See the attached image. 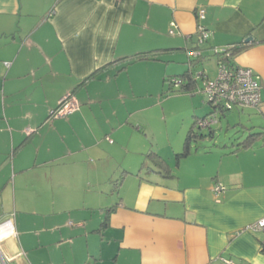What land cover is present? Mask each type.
Instances as JSON below:
<instances>
[{
  "label": "crops",
  "instance_id": "obj_1",
  "mask_svg": "<svg viewBox=\"0 0 264 264\" xmlns=\"http://www.w3.org/2000/svg\"><path fill=\"white\" fill-rule=\"evenodd\" d=\"M199 9L209 36L196 64ZM240 43L231 61L257 75L261 102L237 113L263 135L235 152L231 143L216 169L190 154L173 168L159 154L161 168L142 174L126 157L139 140L127 126L133 70L148 86L190 69L198 86L205 57ZM68 92L78 110L52 117ZM105 180L114 197L97 212L89 193L101 189L90 186ZM12 214L18 234L6 245L23 255L11 264L26 252L27 264H264L263 232L248 229L264 217V0H0V221Z\"/></svg>",
  "mask_w": 264,
  "mask_h": 264
},
{
  "label": "rangeland",
  "instance_id": "obj_2",
  "mask_svg": "<svg viewBox=\"0 0 264 264\" xmlns=\"http://www.w3.org/2000/svg\"><path fill=\"white\" fill-rule=\"evenodd\" d=\"M202 68L205 73H208L210 79H214L217 76L216 54L213 51L210 53V57H205L203 64L199 66L197 70L199 71ZM133 71L132 83L135 92L126 98V105L130 108L129 111H131V117L130 120H128L130 122H127V126L137 132L136 134L132 131V135L136 134L135 136H137L139 140L133 139L131 141L133 150L128 151L126 157L130 156L139 161L138 163H141L140 166L143 165L140 169L144 175L145 172L148 173L147 168L149 170L150 168L154 170L155 163H161V161L157 162L159 159L156 155L161 159L164 158L166 161L169 160V163L174 168L176 167V161L178 159L175 155L183 150L186 131L190 123L193 122V120L197 121L198 118H202L209 114L211 112L210 105L207 103L206 97L202 93L198 91L195 94L181 92L180 85L175 86L173 83H170L169 79H167L165 83L161 81L158 82V80L156 82L150 80L148 86H146L143 76L146 74L141 70ZM179 77L180 76H172L176 81H180ZM199 79L200 84L198 87H201L203 81L201 78ZM124 108L125 107H123V110ZM120 112H122V110ZM237 112V109H234L232 112H227L224 116L218 115V121L211 126L214 136H210L211 130L208 128L201 129L200 134H204V137H199L190 142L191 160L203 161V159H205L210 165L212 164L211 166H213V168L219 166V157L217 154L222 151L228 152L229 149H232L230 147L231 143L235 144L236 142L242 141L244 136L249 133L248 130H245L246 128L244 126H240L239 124L240 121L244 125L248 123V114L245 111L239 112L240 114ZM235 122L238 124L235 125ZM138 125L140 129L136 128ZM254 129L255 131H260L259 127H254ZM143 140H146L147 147L145 148V155L142 156L141 159L143 160L146 158V162H140L141 160L137 158L140 155L136 152L140 149L142 144L145 145V143H139ZM126 141H129V139ZM224 144L228 147L224 148ZM176 148L178 149L177 151L175 150ZM159 154H163L161 155L163 158ZM120 155L124 156L125 154L121 153ZM120 155L116 154L117 157ZM184 168V165L181 166L179 172H184ZM93 183L95 184V182ZM114 183L115 182L105 180V183L101 182L93 187L90 186L91 190L101 189L100 192L93 191L89 193V195L92 194L89 199L94 205H97L95 211L102 212L103 208H98V206L104 207L105 204L108 205L109 201L111 202V200H113L114 195L112 192L115 191L113 187ZM56 216L59 217V214ZM69 247L70 242H63L62 250L65 249L66 251V261L72 263L75 254L69 250ZM38 252L42 254V256L46 254L44 248L38 249ZM26 255L27 258L25 257L21 262L22 264H27L28 261H30V256L27 252Z\"/></svg>",
  "mask_w": 264,
  "mask_h": 264
},
{
  "label": "built area",
  "instance_id": "obj_3",
  "mask_svg": "<svg viewBox=\"0 0 264 264\" xmlns=\"http://www.w3.org/2000/svg\"><path fill=\"white\" fill-rule=\"evenodd\" d=\"M204 13L202 9L197 11L196 23V43L205 42L209 36V32L202 23ZM175 22H170L169 34L175 33ZM227 47L218 51H227ZM190 56L197 57L200 55L199 50L193 49L189 51ZM196 78H201L203 84L196 87L195 92H200L206 97L207 103L210 105L211 112L196 121L200 129L213 126L218 121V115L223 111H231L233 109L255 108L260 102L261 85L257 75L252 69L244 66L231 65L226 60L217 61V76L209 79L204 71L197 72ZM170 83L175 86L181 85L180 81L174 78L169 79ZM78 110V103L71 92H68L58 100V104L52 113V117H65ZM221 183H216L213 187L216 194L223 190ZM14 214L0 221V264H11L13 259L23 255L22 251H16L14 254L9 252L6 245L7 240L17 238V230L13 221ZM250 230H260L264 235V217L257 222L248 226Z\"/></svg>",
  "mask_w": 264,
  "mask_h": 264
},
{
  "label": "trees",
  "instance_id": "obj_4",
  "mask_svg": "<svg viewBox=\"0 0 264 264\" xmlns=\"http://www.w3.org/2000/svg\"><path fill=\"white\" fill-rule=\"evenodd\" d=\"M196 47L195 49H198V46L200 44H195ZM247 46V45H246ZM245 46H243L241 43L240 44H232V45H229L226 50L227 51H218L216 52L215 54L217 55V61H220V60H226L228 63H230L231 65H234L231 61L232 57L237 53L239 52L240 50H242ZM152 52H146V53H139L135 56H133L132 58H127L124 60V65L126 64H129L133 61H136V60H141V59H148V58H152L153 55ZM200 57V56H199ZM197 57V61L194 59V60H191L192 62L195 63L196 61V64H198V62H200V58ZM116 62H119L116 61ZM191 62V64H192ZM122 66V67H125V66ZM121 68V67H120ZM122 69V68H121ZM192 70L188 69V72H186L184 75L180 76V82H181V85H180V91L181 92H184V93H194V88H196V80L194 79L193 77V74H192ZM95 75V72H93L92 74H90L89 77H93ZM171 77L169 78H166L167 79H170ZM84 84V81L80 82L78 84L81 85V84ZM196 86V87H195ZM72 93V92H71ZM227 112H230V111H223L220 115L221 116H224ZM206 116V115H205ZM236 125V124H235ZM246 128V130L249 131V133L244 136L243 140L242 141H239L236 145V148L233 149V152L237 151L238 149L240 148H247V147H250L252 146V143L258 139L260 136H262V132L261 131H252L251 132V128L250 127H247V126H244ZM206 129V128H205ZM210 131V136L213 135V129L212 127H209L208 128ZM201 132V129L197 126V123L196 121L194 120V122L192 123V126L189 128V130L187 131L186 133V138H185V141H184V146H183V150L182 151H179L178 153H176V157H185L187 156L188 154H190L191 152V141L194 140V139H197L199 137H204V134H200ZM214 136V135H213ZM156 157H158L159 160H157V162L161 161V163H155V166L158 168L160 167L163 163H165V161L163 159H161L159 156L156 155ZM156 162V161H155ZM161 168V167H160Z\"/></svg>",
  "mask_w": 264,
  "mask_h": 264
},
{
  "label": "water",
  "instance_id": "obj_5",
  "mask_svg": "<svg viewBox=\"0 0 264 264\" xmlns=\"http://www.w3.org/2000/svg\"><path fill=\"white\" fill-rule=\"evenodd\" d=\"M251 40V38H246L245 42H249Z\"/></svg>",
  "mask_w": 264,
  "mask_h": 264
}]
</instances>
